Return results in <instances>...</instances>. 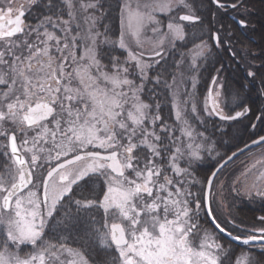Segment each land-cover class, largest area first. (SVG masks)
<instances>
[{
  "label": "snow or ice",
  "instance_id": "1",
  "mask_svg": "<svg viewBox=\"0 0 264 264\" xmlns=\"http://www.w3.org/2000/svg\"><path fill=\"white\" fill-rule=\"evenodd\" d=\"M259 3L0 0V264H264Z\"/></svg>",
  "mask_w": 264,
  "mask_h": 264
},
{
  "label": "flooded vegetation",
  "instance_id": "2",
  "mask_svg": "<svg viewBox=\"0 0 264 264\" xmlns=\"http://www.w3.org/2000/svg\"><path fill=\"white\" fill-rule=\"evenodd\" d=\"M260 7V3H259V0H257V8ZM243 146V144L241 145V147ZM256 154H257V157H258V154H259V150L258 149H254L253 150ZM237 163L234 165V167L232 168L233 171L231 172V174L229 175L230 177L234 178L235 176H239L240 172L243 171L244 169V165L245 164H251L253 162V159L252 157L246 153L244 154L242 157H240L237 161ZM243 162V163H242ZM231 169V170H232ZM242 208H245V206H241ZM249 207V206H248ZM245 211H247V208H245ZM250 214V213H249Z\"/></svg>",
  "mask_w": 264,
  "mask_h": 264
},
{
  "label": "trees",
  "instance_id": "3",
  "mask_svg": "<svg viewBox=\"0 0 264 264\" xmlns=\"http://www.w3.org/2000/svg\"><path fill=\"white\" fill-rule=\"evenodd\" d=\"M241 145H242V144H241ZM232 171H233V169H232V170H230V172H228V174L230 175ZM241 206H243V205H241ZM249 207H251V206H249Z\"/></svg>",
  "mask_w": 264,
  "mask_h": 264
},
{
  "label": "water",
  "instance_id": "4",
  "mask_svg": "<svg viewBox=\"0 0 264 264\" xmlns=\"http://www.w3.org/2000/svg\"><path fill=\"white\" fill-rule=\"evenodd\" d=\"M246 153H247V152H245L244 154H246ZM244 154H243V155H244ZM241 156H242V155H240L239 157H241ZM239 157H238V158H239Z\"/></svg>",
  "mask_w": 264,
  "mask_h": 264
}]
</instances>
